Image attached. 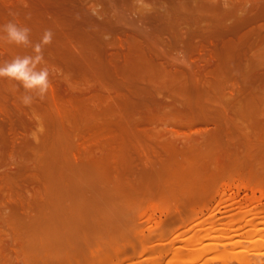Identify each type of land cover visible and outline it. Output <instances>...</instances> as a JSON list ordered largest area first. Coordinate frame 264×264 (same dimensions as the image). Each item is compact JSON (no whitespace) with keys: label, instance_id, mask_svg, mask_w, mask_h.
Masks as SVG:
<instances>
[{"label":"bare ground","instance_id":"bare-ground-1","mask_svg":"<svg viewBox=\"0 0 264 264\" xmlns=\"http://www.w3.org/2000/svg\"><path fill=\"white\" fill-rule=\"evenodd\" d=\"M119 1L134 18L109 0H0V25L54 33L43 101L0 79L15 171L0 172V264H199L184 259L253 241L227 229L264 233V0ZM26 54L0 42V63Z\"/></svg>","mask_w":264,"mask_h":264},{"label":"clouds","instance_id":"clouds-1","mask_svg":"<svg viewBox=\"0 0 264 264\" xmlns=\"http://www.w3.org/2000/svg\"><path fill=\"white\" fill-rule=\"evenodd\" d=\"M54 33L45 29L38 41L31 39V29L13 21L0 25V42L31 49L32 54L17 55L9 61L0 63V79L16 82L24 94L21 103L31 107L37 101H43L51 86V73L46 64L44 51L53 42Z\"/></svg>","mask_w":264,"mask_h":264},{"label":"rangeland","instance_id":"rangeland-1","mask_svg":"<svg viewBox=\"0 0 264 264\" xmlns=\"http://www.w3.org/2000/svg\"><path fill=\"white\" fill-rule=\"evenodd\" d=\"M112 2V3H111ZM113 4V5H112ZM116 4V5H115ZM115 5V7H112V6H114ZM249 5V4H248ZM106 6H109V11L110 12H112V11H115V10H117V11H115V12H117V13H119L120 11L122 12H124L125 10L126 11H128V12H126L127 14V17L129 16V13H130V18L131 17H135V12H134V10L132 11H130V7L129 6H127V5H122L121 3H120V1L119 0H109V4H107V3H105V4H103V7H106ZM118 6V7H117ZM115 8V10H113ZM123 8H125L124 10H123ZM124 12V13H125ZM133 17V18H134ZM129 18V17H128ZM129 18V19H130ZM235 21L234 19L233 20H230V24L232 25V24H234L233 22ZM228 24H229V22H228ZM6 162H8V163H6ZM1 165H0V172H2V173H4V171H6V172H8V171H14V169L12 168L11 169V162L10 161H5V163H0ZM10 167V168H9ZM13 167V166H12ZM9 168V169H8ZM15 172V171H14ZM230 191V192H229ZM236 189H234V190H227V194L229 195V194H231V195H235V193H236ZM249 195H251V192H249L248 193ZM240 196V199H241V202H242V204H243V206L244 205H246V203L244 204V201H245V191H241L240 192V194H239ZM256 196L257 197H259L260 196V193H256ZM217 199H219V198H217ZM264 203V202H263ZM215 205H216V203L215 202H213L210 206H209V208H208V210H205L204 211V215L202 214H200L199 215V217H202L203 219L205 218V217H207V216H209V214H210V212L215 208ZM261 206V205H260ZM263 206H264V204H263ZM236 209H238V208H236ZM225 211V208H222L221 209V212H224ZM159 215V214H158ZM223 218H222V217ZM240 218H242V216H239ZM216 218H220V220L222 221V222H226V221H229L230 220V218L228 217V216H226V215H223V214H221V213H217L216 214ZM228 218H229V220H228ZM260 220H262V218H257L255 221H260ZM171 221V220H170ZM185 222L186 223V225L188 224V223H190V221H188V220H180V222L178 223V226L177 227H179V229L177 230V231H180V232H176V235H178L179 233H180V235H182V233H181V231L183 230V228H182V223L181 222ZM166 222V221H165ZM170 223V224H169ZM181 223V224H180ZM185 223L183 224V227H185ZM166 224V223H165ZM144 225H146V223L144 224ZM190 225H191V223H190ZM243 225V224H242ZM167 227H171L172 226V223L171 222H169V220H168V222H167V225H166ZM192 226V225H191ZM190 226V227H191ZM263 226L264 225H262V224H259V226L257 225L256 227H254L253 229H255V230H257L258 228H263ZM181 227V228H180ZM188 227H189V225H188ZM258 227V228H257ZM249 228L250 227H247L246 225H245V223H244V225H243V227L240 229V230H229V229H227V230H225L224 232L225 233H227V235H229V236H231V237H234L236 234H238L239 235V237L240 238H246V237H249V236H251V240H253L252 242H249L247 239H243L242 240V242L239 244V245H237V246H234V245H227V246H224V245H218L217 246V252L214 250L213 251V249H211V247H203V245H205V244H203V245H201V247H203V250L201 249V250H199V254H198V256L195 258V259H190V258H188V257H185V259H184V261L185 262H194V261H198V263L199 264H206V262H208L207 264H222V262H220L219 260L218 261H212V263H211V259H213V260H215L214 258H212L213 256L215 257V256H218L219 254H225V255H229L230 256V252L232 251V250H234V251H236V250H238V249H242V248H244V247H247L250 251L245 255L246 256V258H247V260H248V262L249 263H247V264H264V253L262 254V253H258L259 252V249L261 250L260 252H264V233H260V235H259V232L261 231H259V229L257 230V232L255 231L254 233H252L255 237L253 238V236L252 235H248V231H249ZM185 231V230H184ZM209 232H211V231H209ZM209 232L208 231H206L205 232V234L204 235H208L209 234ZM253 232V231H252ZM192 235H194V230H190V231H188V232H186L185 231V233H184V235H182V236H185V237H190V236H192ZM57 240H60V239H57ZM154 240V238L152 239V241ZM55 241H56V239H55ZM58 242V241H57ZM155 242V241H154ZM153 242V243H154ZM187 243V242H186ZM149 245V244H148ZM159 246V245H158ZM167 248H170V244L168 243L167 245ZM165 247V246H164ZM188 247H190V246H188ZM159 248H161V249H163V246L162 247H159ZM254 248V249H253ZM164 249H166V248H164ZM205 249V250H204ZM210 249H211V252H210ZM253 249V250H252ZM184 252H187V250L185 249V250H183ZM230 251V252H229ZM254 251V252H253ZM213 252V253H212ZM219 252H221V253H219ZM227 254H226V253ZM228 252H229V254H228ZM251 252H253V253H251ZM257 252V253H256ZM203 253H205V254H203ZM212 253V254H211ZM216 255H215V254ZM201 254H203V255H201ZM209 254H210V256H209ZM130 255L132 256V262H136V261H138V260H144V259H146V258H144V257H146V255L145 256H143L142 258H139L138 256L136 257V256H133L134 254L132 253V251L130 252ZM206 255V256H205ZM150 256L151 257H156L157 256V254H155V255H150V254H147V258H150ZM133 257H135V258H133ZM208 257V258H207ZM211 257V258H210ZM207 259H210V260H207ZM217 259V258H216ZM146 261H144V263H145ZM163 264H166V262H162ZM233 264H244V263H240V262H237V261H235V262H232ZM231 263V264H232ZM146 264V263H145ZM179 264H182V262H180Z\"/></svg>","mask_w":264,"mask_h":264}]
</instances>
